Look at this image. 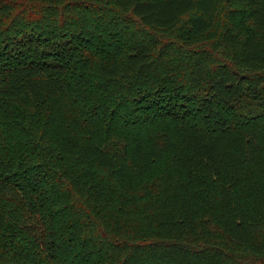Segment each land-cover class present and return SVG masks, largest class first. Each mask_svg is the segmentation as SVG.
<instances>
[{
  "label": "trees",
  "instance_id": "trees-1",
  "mask_svg": "<svg viewBox=\"0 0 264 264\" xmlns=\"http://www.w3.org/2000/svg\"><path fill=\"white\" fill-rule=\"evenodd\" d=\"M0 264H264V0H0Z\"/></svg>",
  "mask_w": 264,
  "mask_h": 264
}]
</instances>
